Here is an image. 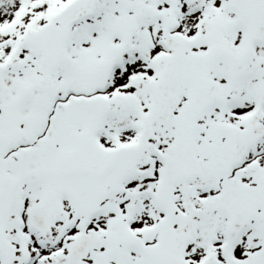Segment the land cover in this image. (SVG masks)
<instances>
[{
	"label": "snow or ice",
	"instance_id": "6c2138e0",
	"mask_svg": "<svg viewBox=\"0 0 264 264\" xmlns=\"http://www.w3.org/2000/svg\"><path fill=\"white\" fill-rule=\"evenodd\" d=\"M0 264H264V0H0Z\"/></svg>",
	"mask_w": 264,
	"mask_h": 264
}]
</instances>
